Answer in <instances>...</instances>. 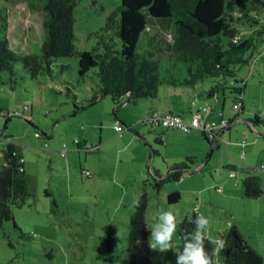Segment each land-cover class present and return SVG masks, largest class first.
Here are the masks:
<instances>
[{
    "label": "rangeland",
    "instance_id": "374dc122",
    "mask_svg": "<svg viewBox=\"0 0 264 264\" xmlns=\"http://www.w3.org/2000/svg\"><path fill=\"white\" fill-rule=\"evenodd\" d=\"M42 2L0 0V15L14 7L10 23L23 28L21 38L11 41L13 48L34 51L43 30L33 12L42 7ZM119 4L120 0L77 2L73 32L78 51L93 49L96 39L91 33L105 25L106 16ZM168 26L164 32L170 39ZM241 30L244 32V28ZM146 49L150 50H142ZM160 61L162 76L173 62L168 57ZM176 64L175 76H186L185 65ZM13 68V83L6 75L0 83V150L7 140L20 148L29 197L21 207L12 206V220L0 226V264H122L130 216L143 192L147 194L148 236L160 211H172L177 217L172 247L177 246L180 221L194 210L210 221L206 237L214 240L235 225L264 257V176L257 170L264 161V127L251 126L247 121L254 115L264 119V40L250 64L235 67L234 77L208 78L194 87L162 84L156 99H137L127 106L113 104L106 96L80 109L91 78L78 79L76 57L57 60L50 74L40 73L35 79L21 64ZM218 82L225 86L218 91V99L198 96ZM66 83L76 94V109L66 97ZM233 87L243 88L242 110L232 107L235 94L228 88ZM193 104L198 109L215 107L210 119L216 123L221 120V110L224 118L237 119L220 133L218 145L208 143L194 129L196 141H184L181 137L185 133L177 131L171 136L176 139L160 144L156 138L162 136L164 140L166 131L141 121L152 108L158 113H185L183 120L188 121V109H193ZM114 108L117 118L132 117L136 121L132 120L137 130L135 141L114 135ZM86 125L90 140L81 139ZM101 132L105 141L99 143ZM74 140L92 148L76 149ZM151 149L157 153L150 155ZM190 153L194 164L187 162L190 168L186 171L193 173H184L177 181H163L167 172ZM3 165L0 155V168ZM249 173L260 179L263 193L258 198L243 195L242 179ZM175 191L180 199L169 204L167 195ZM213 260V264H223L219 253L214 252Z\"/></svg>",
    "mask_w": 264,
    "mask_h": 264
},
{
    "label": "trees",
    "instance_id": "16d2710c",
    "mask_svg": "<svg viewBox=\"0 0 264 264\" xmlns=\"http://www.w3.org/2000/svg\"><path fill=\"white\" fill-rule=\"evenodd\" d=\"M42 1V7L33 12L43 30L38 43L33 45L34 51H27V47L20 50L13 48L11 41H17L23 34L22 25L10 23L14 7L5 9L0 15V83H3L2 75L13 83V66L16 63L21 64L22 69L35 79L40 73L50 74L51 66L57 60L76 57L78 79L82 80L85 76L91 78L89 91L86 90L89 95L80 102V109H87L106 96L119 106L137 99H156L162 84L194 87L208 78L234 77L235 67L250 64L259 43L264 40V0H120V4L106 16L105 25L91 33L96 39L93 49L81 52L74 46L73 32L74 8L79 0ZM166 25H169L170 39L164 32ZM27 38L31 39L29 35ZM144 47L150 50H142ZM163 57H168L173 63L164 69L165 74L161 76L160 58ZM178 62L186 68V76L182 78L175 76ZM71 88L66 83V97L76 109L77 98ZM224 89L225 86L218 82L198 96L218 99V91ZM228 89L235 94L232 107L236 105L234 109L242 110L243 88ZM197 110L193 104L190 116ZM168 113L183 119L182 113ZM115 120L120 121L118 118ZM234 120L237 119H226L227 124L221 130L229 129ZM247 121L251 126L261 124L264 127V119L257 115ZM191 129L198 128L180 130L188 132ZM206 140L213 145L211 139ZM156 141L163 144L160 136ZM73 143L79 145L78 140ZM1 152L4 165L0 168V226L12 220V206L21 207L29 197L24 159L19 161L22 157L20 148L9 140ZM155 153L156 150H150V155ZM192 159L186 157L185 161L176 164L163 181L179 180L189 169L186 162L190 163ZM155 174L159 172L155 171ZM242 186L246 198H258L263 193L260 179L254 174L244 176ZM179 199L177 191L167 195L169 204ZM146 208L147 194L143 192L130 216L126 258L122 264H175L174 253L183 247L185 233L192 231L191 220L197 212L189 211L180 221V243L172 247V251L160 253L149 251L147 246ZM219 237L225 241L219 252L223 264H264V257L235 225L224 230ZM211 241L205 236V247L213 264L214 245Z\"/></svg>",
    "mask_w": 264,
    "mask_h": 264
},
{
    "label": "clouds",
    "instance_id": "9594fccd",
    "mask_svg": "<svg viewBox=\"0 0 264 264\" xmlns=\"http://www.w3.org/2000/svg\"><path fill=\"white\" fill-rule=\"evenodd\" d=\"M209 219L203 214H195L191 220L192 231L185 233L183 247L177 249L175 264H212L211 256L205 247V232L209 227ZM177 232V217L172 211L161 210L157 222L149 229L147 246L149 251L167 253L172 251L173 237ZM213 251L219 253L225 241L217 237L212 240Z\"/></svg>",
    "mask_w": 264,
    "mask_h": 264
},
{
    "label": "built area",
    "instance_id": "2783aa9c",
    "mask_svg": "<svg viewBox=\"0 0 264 264\" xmlns=\"http://www.w3.org/2000/svg\"><path fill=\"white\" fill-rule=\"evenodd\" d=\"M233 107L235 108L236 105H233ZM210 111V106L205 105L201 107V109H198L192 113L189 119L190 121L188 122H185L180 116L175 114L158 113L153 111L150 115L146 116L143 121L151 126L160 125L166 128L177 127L184 131H187L190 128H198L208 139L215 141L218 138V132L215 128H224L227 124V121L226 119H221L219 123H216L215 121L208 120L207 115L210 113ZM113 128L115 131L121 132L123 130V125L120 123V121L115 120ZM8 141L9 140L6 142ZM19 161L23 162V158L21 157ZM257 169L264 176V163L260 164Z\"/></svg>",
    "mask_w": 264,
    "mask_h": 264
},
{
    "label": "crops",
    "instance_id": "0c3cea01",
    "mask_svg": "<svg viewBox=\"0 0 264 264\" xmlns=\"http://www.w3.org/2000/svg\"><path fill=\"white\" fill-rule=\"evenodd\" d=\"M14 10V9H13ZM22 23H23V21H22ZM24 25H25V23H24ZM26 28L28 29L29 28V26H27L26 25ZM88 93V92H87ZM89 95V94H88ZM99 101V100H98ZM97 101V102H98ZM96 102V103H97ZM95 103V104H96ZM128 104H124V106H127ZM210 106V105H209ZM190 108H191V106H190ZM189 108V109H190ZM153 109V108H152ZM150 110L149 112H147V113H150L151 111H153V110H155V109H153V110ZM161 109V108H160ZM164 109H166V108H162V111H164ZM188 109V118L190 117V114H189V111H191V109L189 110ZM181 111H184V110H180V112ZM216 111V108L215 107H212L211 106V111H210V113L207 115V118H208V120H211L210 118H211V116H212V114L214 113ZM173 112V111H172ZM177 112V111H176ZM182 113V112H181ZM183 114H185V113H182V117H183ZM146 115V114H145ZM148 115V114H147ZM187 115V114H186ZM218 115H219V117H220V119L222 118V119H224V116H223V112H222V110L218 113ZM185 116V115H184ZM142 117V115L140 116V119H142L141 118ZM117 117H116V115H115V119H116ZM124 125H125V128H123V130L121 131V132H117V131H115L114 130V128H113V124H114V121L112 122V129L114 130V132H115V134L114 135H117V136H119V137H121V138H124V137H129L128 139V141L129 142H131V141H135V134H137V132H135V131H137V130H135L132 126V120H134V118H132V117H130V118H128V119H126V118H123V117H121L120 116V118H118ZM144 119V118H143ZM142 119V120H143ZM226 119V118H225ZM141 120V121H142ZM211 121H213V120H211ZM237 120H234V122H236ZM134 122H136L135 120H134ZM127 124V125H126ZM233 124V122L232 123H230V126ZM149 125V124H148ZM87 125L85 126V128L83 129V131H82V133H81V139L82 140H90V137H89V132H88V129H87ZM150 127H152V128H156V127H161L162 129H164L165 131H166V133H165V136H164V140H163V138H162V136H160L161 137V139H162V142L164 143V141H167L168 139H171V140H174V139H176V137L175 136H173L172 138H171V136L174 134V133H176L177 131L179 132H183V131H181L180 129H177V128H165V127H162V126H160V125H153V126H151L150 125ZM222 128H219L218 130H217V132H218V138L216 139L217 141H218V139H219V137H220V133H222L224 130H221ZM192 130L193 129H191L190 131H188V132H184L185 133V135L183 136V137H181V139L182 138H184V141L186 140L187 142H191V141H196V135L194 134V133H192ZM194 130H198L199 132H200V134L203 136V138L204 139H207L206 138V136L204 135V133L201 131V130H199V129H194ZM127 131V132H126ZM165 131H163V132H165ZM177 132V133H178ZM157 136H158V134H157ZM197 136H199L198 134H197ZM84 137V138H83ZM113 137V136H112ZM115 137V136H114ZM103 138H102V132L100 133V135H99V138H98V140H99V143L100 142H102V141H105V140H102ZM181 139H179V140H181ZM216 140L215 141H213V140H211V142L213 143V146H214V144H215V142H216ZM79 142V145L78 146H81V147H87V148H92V146L91 145H89L88 146V144H83V143H81L80 141H78ZM208 142V141H207ZM74 144V143H73ZM192 144L193 145H196L195 143H193L192 142ZM217 144H218V142H217ZM74 146H75V148L76 149H80V148H78V146H76L75 144H74ZM124 148V147H123ZM122 149V148H121ZM21 151V150H20ZM61 153L63 154V155H65V152L64 151H62L61 150ZM22 154V153H21ZM0 155L2 156V152H1V150H0ZM23 157V156H22ZM186 157H192L193 159H192V161L190 162V163H192V164H194V156H193V154H186V156H185V158ZM181 158H183V157H181ZM184 158V159H185ZM183 159V160H184ZM183 160H181L179 163H181V162H183ZM25 162V161H24ZM264 162V161H263ZM178 163V164H179ZM187 163V162H186ZM189 167V166H188ZM190 168V167H189ZM258 170V169H257ZM233 172V171H232ZM261 173V172H260ZM184 174V173H183ZM250 174V173H249ZM167 175V174H166ZM198 213V212H197ZM238 229V228H237ZM239 230V229H238ZM240 231V230H239ZM241 232V231H240ZM243 235V234H242ZM244 236V235H243ZM245 237V236H244ZM246 238V237H245Z\"/></svg>",
    "mask_w": 264,
    "mask_h": 264
},
{
    "label": "water",
    "instance_id": "95a60500",
    "mask_svg": "<svg viewBox=\"0 0 264 264\" xmlns=\"http://www.w3.org/2000/svg\"><path fill=\"white\" fill-rule=\"evenodd\" d=\"M167 173H169V171H168ZM184 173H190V174H191V173H193V172H187V171H184Z\"/></svg>",
    "mask_w": 264,
    "mask_h": 264
}]
</instances>
